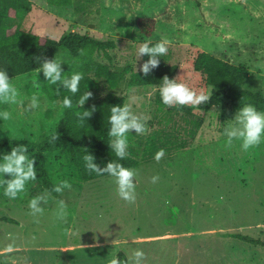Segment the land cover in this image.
I'll return each mask as SVG.
<instances>
[{"label":"rangeland","instance_id":"rangeland-1","mask_svg":"<svg viewBox=\"0 0 264 264\" xmlns=\"http://www.w3.org/2000/svg\"><path fill=\"white\" fill-rule=\"evenodd\" d=\"M30 1L33 9L6 20L3 35L25 30L58 41L72 31L113 40L116 48L108 51L110 59L104 54L97 59L115 69L132 66L135 71L144 64L143 56L137 58L138 47L167 39L166 61L178 66L174 79L184 75L190 87L211 96L212 87L194 70L197 51H203L245 66L249 70L245 88L264 90V68L258 67L264 65V0H75L67 8L53 7L47 0ZM139 17L156 20L152 37L141 35L136 25ZM63 54L61 51V60ZM41 78H45L43 73L35 72L12 80L25 107L32 97L27 94V84ZM100 84V93L105 95L109 90L104 82ZM158 91L159 87L129 88L125 84L116 91L125 97V103L135 96L133 112L148 117L146 134L128 133V151L139 160L154 119ZM35 95L39 107L33 112L5 105L12 119L0 124V139L35 141L42 126L47 134L55 131L64 116L61 103H50L37 91ZM195 113L204 122L197 136L186 141L185 149L164 156L159 163L141 162L134 168L139 173L134 204L118 197L109 176L83 183L76 173L70 177L69 169L59 162L51 165L50 161L54 180L72 184L71 190L60 194L68 204L66 223L56 219L57 199L39 181L29 182L15 200L5 197L0 187V217L17 221H0V246L16 248L10 254L16 262L6 264H107L112 251L130 254L136 248L146 253L144 264H194L203 260L210 246L206 238L218 236L231 238L242 264H264V247L229 237L243 235L264 241V142L247 152L242 151L240 141L225 147L224 128L236 115L228 102ZM182 125L177 116L175 128ZM153 176H159L155 184ZM133 182L138 183L135 177ZM41 193L47 194L48 203L42 205L43 215L33 217L28 203ZM65 228H71L70 236ZM167 234L175 239L163 238ZM94 243L99 245L81 247ZM98 254L99 259L91 261Z\"/></svg>","mask_w":264,"mask_h":264},{"label":"trees","instance_id":"trees-1","mask_svg":"<svg viewBox=\"0 0 264 264\" xmlns=\"http://www.w3.org/2000/svg\"><path fill=\"white\" fill-rule=\"evenodd\" d=\"M53 7H72L75 0H47ZM34 3L30 0H0V69L7 71L10 79H18L26 75L39 72L38 69L44 59H56L62 62L65 75L79 71L83 73V79L79 85V91L73 95L61 88L58 97L55 93L56 85H51L46 78L36 82H29L26 86L27 94L32 96L37 92L42 93L50 103H61L65 96L71 97L73 107L66 109L62 106L64 116L61 118L53 133L47 134L46 128L41 127V133L35 141L29 138L18 139L6 137L0 139V161L2 156L10 153L12 147L18 144L26 145L29 157H35L37 181L55 199L60 200L59 193L52 191L57 184L54 174L50 170L51 165L60 163L65 165L70 177L77 174V178L83 183L95 181L104 177L95 173H89L85 167L83 156L87 148L94 155L95 162L100 167H105L108 162L116 161L117 157L109 146L110 137L108 131L110 125L111 106H123L125 97L116 93L123 84L129 88L133 87H159L162 79L167 75L174 79L178 72L177 65H170L166 61V55L160 57L161 61L157 68L153 69L147 76L142 71H135L132 66L121 69L112 68L100 62L97 57L101 54L108 56V51L116 48L113 40L102 41L89 34L68 32L60 40L36 35L30 31L17 30L2 34L4 22L8 19H16L23 13L30 12ZM137 28L141 35L150 38L156 30V20L150 17H139ZM159 41L150 42V46ZM64 52L63 60L59 58L60 52ZM40 57V61L36 58ZM150 59L143 55L144 63ZM194 70L203 75L205 84L212 87L211 99L208 103L199 107H172L165 106L162 102L160 92L156 94V106L153 122L150 123L147 135V144L142 152L141 159L129 155L126 159L118 161L126 167L137 168L141 162H153L154 156L160 150H165V156L174 151L186 148V141L193 140L201 129L204 118L195 113L209 111L213 106L217 107L225 102L230 104L231 110L237 113L240 107L246 103L254 105L258 110L264 111V90H249L245 88V81L249 76V70L243 65H234L229 61L214 56L210 53L197 51L194 61ZM109 92L101 95L102 86ZM40 90H37L36 88ZM91 91V97L82 108L77 107L76 101L85 92ZM95 106L92 116L82 124L78 120L77 113L91 110ZM9 110L8 106L0 105V111ZM52 115V113H49ZM181 116L183 125L175 128L176 117ZM4 121L0 120V124ZM59 135V139L50 142L52 135ZM52 160H49L50 157ZM0 221L17 223L9 217H0ZM255 246L264 247V241L243 235H231ZM119 259H126L124 252L118 253Z\"/></svg>","mask_w":264,"mask_h":264},{"label":"clouds","instance_id":"clouds-1","mask_svg":"<svg viewBox=\"0 0 264 264\" xmlns=\"http://www.w3.org/2000/svg\"><path fill=\"white\" fill-rule=\"evenodd\" d=\"M169 45L170 42L167 39H162L152 46H150L149 42H145L138 47L137 58L143 55L150 57L140 69L145 76L149 75L153 69L159 66L160 57L167 55ZM36 59L40 61L41 58L37 57ZM258 67L264 68V65H258ZM38 71L39 73H43L51 85H56L55 93L58 97L61 94V88L75 95L79 91L80 82L84 78L83 73L79 71L72 72L71 75H65L62 69V62L57 60L56 57L55 59H44ZM183 77L184 75L178 76L175 79H170L167 75L163 77L162 83L159 86V92L165 106L169 108L177 106L199 107L210 101L211 97L203 89L199 91L195 90L188 83L184 82ZM12 80L6 70L0 69V104L19 105L25 112L36 110L39 107V97L33 94L27 107H25L23 100L18 99L20 94L13 85ZM91 97H93L91 91L85 92L76 101L77 107L83 109V106ZM136 99L135 96H132L129 98V102L123 103V106L116 105L110 108V116L108 118L110 125L108 136L110 140L108 143L117 160L108 162L102 168L95 162L94 155L90 154L87 148H84L85 155L83 156L88 172L95 173L98 176H109L116 185L118 197L129 204H134L136 201L139 173L136 169L126 167L118 161H122L130 155L128 151V133L135 130L136 135H144L148 131L146 126L148 117L133 112V103H135ZM62 106L66 109L72 108L73 101L71 97L65 96L62 100ZM213 107L215 108V106ZM95 110V106H93L91 110L77 113L81 124L89 119ZM10 119H12L10 111L7 109L0 111V120L9 121ZM229 121H233V123H229L224 128V135L227 138L226 148H231L234 141H240L242 151L247 152L264 142V111L258 110L254 105L250 103L244 104L237 111L235 118ZM57 139H59V135L54 134L50 142ZM27 153V146L18 144L12 147L10 153L4 154L2 161H0V176L3 177L0 180V187H3V194L9 199H17L25 191L26 185L29 182L37 181L35 157L30 158ZM164 156L165 150L160 149L155 154L154 159L159 163ZM5 174L10 175L12 178L8 180L4 179ZM134 177L138 183L133 182ZM158 180L159 176L152 177V183L155 184ZM71 188L72 184L67 180H63L56 184L52 191L63 194L65 189L71 190ZM47 203V194L41 193L34 196L28 203L29 214L33 217L43 215L44 207L42 205ZM67 209L68 204L65 200L60 199L56 201V219L66 223L68 217ZM64 232L69 236L72 234L71 228H65ZM8 250L11 251V246H9ZM109 255L110 258L107 260V264H144V261L147 259L146 253L140 248L133 249L130 254H125L127 258L123 260L119 259L118 253L115 251H112Z\"/></svg>","mask_w":264,"mask_h":264},{"label":"crops","instance_id":"crops-1","mask_svg":"<svg viewBox=\"0 0 264 264\" xmlns=\"http://www.w3.org/2000/svg\"><path fill=\"white\" fill-rule=\"evenodd\" d=\"M214 235H218V234H214ZM227 237L218 236V237L206 238L207 240L205 241V243L210 244V246L206 247L203 260H199V259L195 260L194 264H242L241 259L238 258L235 244L232 242V240H229L231 238H227ZM163 238L175 239V235L167 234L163 236ZM89 245L90 244H85L82 245L81 247L86 246V247L95 248L93 247V245H99V243H94L93 245L90 246ZM74 247L76 246H71V248ZM8 249H9L8 246L7 247L0 246V264L16 262V259L10 256V254L16 251V248L11 247V251H9ZM63 249H67V248L65 247ZM173 251H175V248L173 249ZM178 254H180L179 251ZM98 256L99 254L93 256L91 258V261L99 259Z\"/></svg>","mask_w":264,"mask_h":264},{"label":"water","instance_id":"water-1","mask_svg":"<svg viewBox=\"0 0 264 264\" xmlns=\"http://www.w3.org/2000/svg\"><path fill=\"white\" fill-rule=\"evenodd\" d=\"M91 27H93V26H91Z\"/></svg>","mask_w":264,"mask_h":264}]
</instances>
